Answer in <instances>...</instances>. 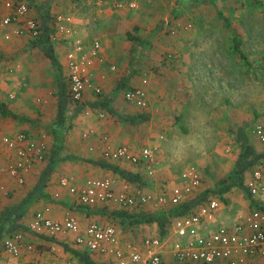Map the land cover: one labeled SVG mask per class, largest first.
<instances>
[{"label": "crops", "instance_id": "0c3cea01", "mask_svg": "<svg viewBox=\"0 0 264 264\" xmlns=\"http://www.w3.org/2000/svg\"><path fill=\"white\" fill-rule=\"evenodd\" d=\"M4 1L6 0H0V12L2 13H6V9L3 6ZM11 1L26 2L29 6L28 15L35 19H38V13H40L39 6L41 5L44 7L40 10L45 11L47 9L51 16L62 14L71 17V21L67 23L66 26L71 29L72 34L68 33V35L61 36L55 31L52 36L54 51L61 64V73L64 78L66 77L65 54L71 47L73 39L80 38L86 49L91 46L93 41L97 40L101 44L100 54L103 61L95 64L93 81L101 87L103 97L110 98V106L112 107L111 98H114V95L121 88L120 86L124 84L125 87L128 88L143 85L146 91L148 105L150 103L149 108H151V106L153 107V96L160 84L155 83V76H151L149 79L144 75L141 80V76L137 78L131 76L132 72L129 64L132 52L135 51V45L133 46L131 40H136L134 36L142 40L144 36L140 33V28L135 32L136 34H133L132 30L127 27V18L124 16L127 14H124L122 9H118V7H122L121 3L116 4L117 9L114 10L112 7L104 8L103 6H99L100 0H82V7H80L81 5L79 2L75 0L66 1L64 5L61 2L62 0ZM68 5H73V7H68ZM129 15L131 18L132 14ZM123 24L124 26H122ZM132 27H134L135 30L137 28L135 24H133ZM9 29L11 28L0 30V35L3 32L9 31ZM148 38L149 36L146 39ZM230 46L232 48V43L229 44V47ZM123 65L126 66L123 68ZM132 65L135 68L136 66H142V64L134 63ZM110 66H115V70H111ZM175 66L181 68V71L171 70V73L166 75L167 94L172 96L167 99L169 101L168 108L170 110H174L177 106L176 94L179 93L178 89H191L193 87V82H191L193 80L190 75L183 70L184 67L180 66L177 62ZM117 70L119 72H116ZM224 73V77L222 75L216 77L214 74L213 87L214 90H220L224 86L225 89L229 91L228 101L233 103L231 93L236 89V83H234L236 73L232 71H230L229 74L225 71ZM222 77L224 81H222ZM57 78L58 76L51 66L49 59L43 54L41 49L32 45L30 38L27 36H13L9 41H4L0 46V104L4 105L3 108L5 109L4 114L0 113V135H12L16 132L23 131L33 140H40L43 138L49 150L53 144V134L56 133L62 138L63 150L61 156H74L73 159H63L57 163L49 178V184L46 187L48 198L37 199L21 220L26 226L25 240L35 245V251L29 252L23 250L19 257H12L6 252H0V264H49L52 260L61 264L63 260L68 257H72L75 260V264H86L72 254L73 250L79 251L74 245V233L65 232L58 234L54 238H47L45 237L46 235H35L27 231V225L32 220L34 213L46 206L50 209L48 216L58 221H61L67 211L70 210L81 228H84L90 221L113 224L124 240L156 235V226L153 223L125 228L120 223L112 222L107 218L108 215L104 212L108 210H124L123 207L114 203L98 205L88 209L76 205L75 196L69 192L67 187L59 184V179L64 176H72L77 183L82 182L85 178L108 177L114 181V188H119L120 185L125 182L124 180L108 170L93 166L88 160L101 159L102 150L108 144H132L130 143L131 137L127 134L129 123L119 119V121L117 120L118 122L106 120L105 118L99 120V117L105 116L104 111L107 113L109 112L105 109H95L92 107L102 96L94 95L90 90L85 92L84 99L82 103H80V111L91 109L92 113L90 116L81 115L77 105L73 102H69L62 128L60 129L55 126L54 123L57 113ZM143 79H146L147 83L142 84ZM201 79L204 80L203 78ZM187 80H191L190 83ZM118 104H120V102ZM127 105L137 108L129 103H127ZM74 107L75 110L71 112L70 110L72 108L74 109ZM220 108L224 109L225 107L221 106ZM129 109L131 110L132 108ZM229 111H233L232 108H229ZM128 114L132 113H126V115ZM85 131H92V133L89 134L87 138H84L82 134ZM248 136L254 146L250 134H248ZM252 138L255 142L260 143L255 136ZM160 139H162V136H160ZM158 144L159 140L147 145H156L159 150ZM260 144L264 145L263 143ZM132 146L135 147L134 144ZM90 148H92V150H89ZM12 156V150L7 148L0 140V210L20 200L34 185L38 173L44 166L43 161L34 163L25 174L24 182L19 184L15 179L11 178L6 171V165ZM119 163L123 168L138 170L137 167L128 162L119 161ZM161 170L160 175H158V180H154L152 176H149L152 180H150V184L148 183L142 186L143 190L159 193L160 189H158V183H161L162 178H164ZM164 174L171 179L177 178L176 180L178 181L179 175L173 176L170 172H164ZM144 176L145 174L143 177ZM246 176L248 179L250 174H246ZM146 178H148V176H145V179ZM165 179L166 178L163 180ZM55 194H58L57 197L54 196ZM226 196L228 197V194ZM255 200H257L258 204L264 209V196ZM242 201H237L236 203L231 199L228 200L226 204H222L216 215L215 224L230 221L237 212L247 210L241 209L237 211L240 205L244 206V204H246L250 209L256 204L252 197L249 198V200L245 197ZM143 209L149 211L156 210L150 203L144 205ZM51 247H55L56 249V252L53 254L50 251ZM89 256L95 264H104V261H107V258L103 256L95 254ZM166 259L172 260L169 255L166 256ZM257 261L260 264H264V257L257 258Z\"/></svg>", "mask_w": 264, "mask_h": 264}, {"label": "rangeland", "instance_id": "374dc122", "mask_svg": "<svg viewBox=\"0 0 264 264\" xmlns=\"http://www.w3.org/2000/svg\"><path fill=\"white\" fill-rule=\"evenodd\" d=\"M66 1L69 2H61L64 5ZM75 1L83 6L82 0ZM130 2L135 7L130 8ZM118 3L122 4L118 9L127 14L124 15L127 27L133 34L140 28L144 36L140 42L131 40L135 45L129 64L131 76H141L140 80L144 75L149 79L155 76V83L160 86L154 93L151 108L150 103L143 108L127 105L123 89L111 98L112 108L125 115L150 113L143 123L129 124L127 134L136 148L159 140L151 176L158 180L162 169L166 179L162 178L158 189L180 183L179 176L178 182L164 172L176 176L189 165H194L201 175L200 191L213 189L228 176L234 164L238 153L234 136L236 126L245 127L256 152L264 153V145L252 138L254 126L264 120V0H100L99 6L115 10ZM223 18L228 20V26ZM232 34L242 40L249 68L229 47ZM176 62L190 75L193 87L178 89L177 106L170 110L167 99L172 96L167 94L166 75L171 70L181 71L175 66ZM133 63L142 66L135 68ZM224 71L236 73V89L231 93L233 103L228 101L229 91L224 86L220 90L213 87L214 74L224 77ZM84 111L79 113L84 116ZM104 115L98 119L119 121L105 111ZM146 180L149 183L152 178ZM231 199L237 203L245 196L240 189L233 188L228 192L227 202ZM241 209H249V206L240 205L237 211ZM164 263L179 264L173 259H165Z\"/></svg>", "mask_w": 264, "mask_h": 264}, {"label": "built area", "instance_id": "2783aa9c", "mask_svg": "<svg viewBox=\"0 0 264 264\" xmlns=\"http://www.w3.org/2000/svg\"><path fill=\"white\" fill-rule=\"evenodd\" d=\"M128 5L135 7L134 3ZM3 6L6 13L0 12V30L11 29L0 35V46L13 36L35 38L39 35V22L28 15L29 6L26 2L6 0ZM70 21L69 15L55 16L57 33L61 36L72 34L71 29L66 26ZM100 50L101 44L97 40L86 49L80 38H74L65 54L68 94L76 105L82 103L86 91L101 93V87L93 81L95 64L103 61ZM110 69L115 70V66H110ZM145 83L147 80L143 79L142 84ZM123 99L137 108H143L147 104L143 85L124 90ZM84 113L89 116L92 111L86 109ZM91 133L92 131H85L82 136L87 138ZM253 134L264 144V120L254 126ZM0 140L13 152L6 171L19 184L24 182L25 174L34 163L45 159L48 151L43 138L33 140L23 131L12 135L2 134ZM157 153L156 145L136 148L128 144H108L102 150V158L143 165L146 167L147 176H151ZM179 180L180 183L163 188L159 193L145 191L142 187L128 182H123L115 189L114 181L108 177L85 178L77 183L72 176H64L59 179V184L67 187L75 196L76 205L87 209L114 203L132 210L150 203L156 210H166L189 200L200 189L201 175L194 165L182 170ZM246 185L256 204L250 209L237 212L232 220L225 223L215 224L216 215L223 203L210 196L196 209L173 218L170 229L163 236L149 235L124 240L110 223L90 221L81 228L70 210L61 221L53 220L48 216V206L34 213L27 225V231L49 238L65 232L74 233V245L89 255L106 257L104 264H165L167 255L179 264H260L257 258L264 257V209L255 199L264 196V168L259 166L253 170ZM50 249L52 254L56 252L55 247ZM23 250L35 251V245L26 242L25 232L16 231L1 241L0 252H6L12 257H19ZM49 264L58 262L52 260ZM61 264H75V260L68 257Z\"/></svg>", "mask_w": 264, "mask_h": 264}, {"label": "trees", "instance_id": "16d2710c", "mask_svg": "<svg viewBox=\"0 0 264 264\" xmlns=\"http://www.w3.org/2000/svg\"><path fill=\"white\" fill-rule=\"evenodd\" d=\"M258 2V1H257ZM40 9L44 6H39ZM38 13L39 22V35L35 38H30L32 45L41 49L43 54L49 59L51 66L54 68L57 74V113L55 118V126L62 128L65 120V114L69 105L72 102L68 94V82L66 77L62 76V68L59 60L56 57L54 46L52 43V36L54 35L56 29L54 26L55 16H51L48 10H40ZM221 15V14H220ZM226 25L229 22L226 18H223ZM138 42L140 38L134 36ZM232 43L233 52L240 60H245L247 68H249V62L247 61V56L244 53L242 47V40L238 38L236 34L231 35L230 39ZM119 90H126L123 84L120 86ZM102 96L101 93L96 94ZM92 106L93 108H100L107 110L111 115L116 116L119 120L129 123L131 125L143 123L149 118L148 112H139L136 114L122 115L115 112V110L110 106V98L102 97L100 100L96 101ZM4 105L0 104V113L4 114ZM78 111H80L81 105L78 104ZM235 141L238 145V153L236 155L234 164L228 176L218 182V184L213 189H203L195 192L189 200H185L180 204L170 207L166 210H144L143 207L127 209L124 210H108L105 211L107 218L112 222H117L123 225L125 228L132 226L154 224L156 226V235L163 236L170 229L172 219L184 215L193 209L199 207L203 202H205L210 196L216 197L223 204L227 202V194L233 188L240 189L244 196L249 200L251 195L247 189L246 174H251L259 166H264V153H257L254 146L252 145L245 127L236 126L234 128ZM63 150L62 138L58 134H53V144L51 148L47 151L45 159L43 160L44 166L38 173L34 185L24 194V196L16 203L5 206L0 210V246L1 241L15 233L16 231L25 232L26 226L21 222L23 216L27 213L29 208L37 199L48 198L46 192V187L49 184V178L53 173L57 163L63 159H73L74 156L66 155L61 156ZM93 164V166L105 169L111 173L117 175L125 182L135 184L139 187L147 185L148 182L145 179L147 172L145 166L143 165H133L138 168V170H129L123 168L118 161H108L103 158L97 160H88ZM131 164V163H129ZM145 176L143 177V175ZM149 177V176H148ZM145 180H144V179ZM107 209V208H105ZM47 237V236H45ZM49 238V237H47ZM72 254L77 256L79 260L86 264H95L90 256L85 251L73 250ZM189 264V263H183ZM192 264V263H191Z\"/></svg>", "mask_w": 264, "mask_h": 264}]
</instances>
